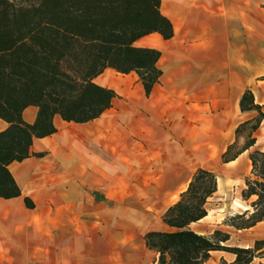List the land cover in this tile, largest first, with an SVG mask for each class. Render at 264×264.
I'll return each mask as SVG.
<instances>
[{"label":"crops","instance_id":"obj_1","mask_svg":"<svg viewBox=\"0 0 264 264\" xmlns=\"http://www.w3.org/2000/svg\"><path fill=\"white\" fill-rule=\"evenodd\" d=\"M161 10L174 35L155 32L136 42L162 53L163 74L150 94L139 80L107 86L118 96L99 118L76 123L56 115L57 131L31 146L45 155L9 165L22 195L0 197V264H159L144 235L168 229L162 216L196 169L218 163L235 178L248 170L250 151H264L263 120L255 145L221 163L238 125L257 115L241 111L244 91L264 105V0H162ZM152 37L158 41L143 42ZM37 113L29 106L23 118L33 123ZM7 125L0 118V131ZM234 164L238 171H230ZM221 194L218 186L207 208ZM208 217L209 208L191 227L228 232V246L264 239V221L238 230L224 222L227 216L202 228ZM234 260L213 251L203 264Z\"/></svg>","mask_w":264,"mask_h":264},{"label":"trees","instance_id":"obj_2","mask_svg":"<svg viewBox=\"0 0 264 264\" xmlns=\"http://www.w3.org/2000/svg\"><path fill=\"white\" fill-rule=\"evenodd\" d=\"M162 0H0V118L8 125L0 131V197L22 195L9 165L30 156L36 138L57 131L54 117L84 123L111 108L116 91L95 82L107 68L121 74L136 73L149 95L163 74L161 51L136 42L151 33L164 39L174 35L171 20L161 10ZM38 107L29 123L23 111ZM242 112L256 111L236 128V139L221 155V163L235 160L251 149L264 120V105L251 89L240 100ZM243 139V141H241ZM250 174L241 197L248 208L225 219L242 230L264 221V151L249 153ZM218 189L215 171L199 167L187 188L162 216L167 230L145 233L148 249L159 264H203L213 251L235 254L230 264H264V239L253 246H228L231 235L221 229L205 234L191 224L208 215L207 203ZM28 208L35 203L24 197ZM221 264H229L222 261Z\"/></svg>","mask_w":264,"mask_h":264},{"label":"rangeland","instance_id":"obj_3","mask_svg":"<svg viewBox=\"0 0 264 264\" xmlns=\"http://www.w3.org/2000/svg\"><path fill=\"white\" fill-rule=\"evenodd\" d=\"M116 75L119 78L125 79L127 82H136L139 80L137 74L134 72L128 74L130 78H127L126 75L121 73H116ZM211 170L221 176L224 183V192L210 200V204L208 205L209 217L200 225L202 228L209 229L216 225H221V223L223 224V221L227 216L235 215L245 209L247 203L242 200L241 191L245 186L244 178L250 174L251 167L235 178L225 174L223 172L224 167L220 166L218 163L214 164V168ZM235 202H238L240 205H237ZM262 226H264V224ZM260 235H264V230ZM233 240L237 242L241 241V238L234 237Z\"/></svg>","mask_w":264,"mask_h":264},{"label":"bare ground","instance_id":"obj_4","mask_svg":"<svg viewBox=\"0 0 264 264\" xmlns=\"http://www.w3.org/2000/svg\"><path fill=\"white\" fill-rule=\"evenodd\" d=\"M148 40H152L154 42H157L158 40L155 38H148V39H144L143 42H147ZM116 72L114 69L111 68H107L101 75H99L97 78H95V82L105 85V86H110V87H114V88H119L120 86H122L123 84H125V82H127L125 79L119 78L116 75ZM126 75L127 78H130V76H128V74H124ZM248 169L251 166L250 163V159L248 160ZM238 171V167L237 164H234L231 166L230 171ZM218 186H219V191L221 193L224 192V183L222 181V178L220 176H218ZM237 205H240L238 202H235ZM248 207H245V209H247Z\"/></svg>","mask_w":264,"mask_h":264}]
</instances>
